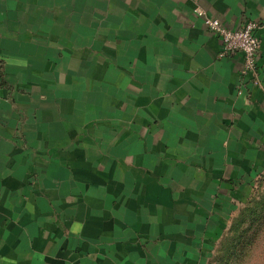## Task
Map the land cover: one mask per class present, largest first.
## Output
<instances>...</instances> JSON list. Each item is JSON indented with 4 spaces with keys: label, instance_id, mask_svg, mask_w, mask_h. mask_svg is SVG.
<instances>
[{
    "label": "crops",
    "instance_id": "obj_1",
    "mask_svg": "<svg viewBox=\"0 0 264 264\" xmlns=\"http://www.w3.org/2000/svg\"><path fill=\"white\" fill-rule=\"evenodd\" d=\"M262 175L264 0H0V264H203Z\"/></svg>",
    "mask_w": 264,
    "mask_h": 264
},
{
    "label": "rangeland",
    "instance_id": "obj_2",
    "mask_svg": "<svg viewBox=\"0 0 264 264\" xmlns=\"http://www.w3.org/2000/svg\"><path fill=\"white\" fill-rule=\"evenodd\" d=\"M245 204L203 264H264V175Z\"/></svg>",
    "mask_w": 264,
    "mask_h": 264
},
{
    "label": "built area",
    "instance_id": "obj_3",
    "mask_svg": "<svg viewBox=\"0 0 264 264\" xmlns=\"http://www.w3.org/2000/svg\"><path fill=\"white\" fill-rule=\"evenodd\" d=\"M205 25L209 31L218 36L222 43L221 57L242 55L244 72L256 74L261 39L257 33L258 25L248 22L239 30H231L221 20L206 18Z\"/></svg>",
    "mask_w": 264,
    "mask_h": 264
},
{
    "label": "trees",
    "instance_id": "obj_4",
    "mask_svg": "<svg viewBox=\"0 0 264 264\" xmlns=\"http://www.w3.org/2000/svg\"><path fill=\"white\" fill-rule=\"evenodd\" d=\"M261 177H262V176H261ZM261 177H260V178H261ZM260 178H259V179H260ZM259 179H258V180H259ZM257 182H258V181H257ZM255 190H256V186H255V188H254V192H253L252 196L250 197V199L248 200L247 203H249V202L253 199V197H254V195H255ZM247 203H246V204H247ZM244 204H245V203H244ZM246 204H245V205H246Z\"/></svg>",
    "mask_w": 264,
    "mask_h": 264
}]
</instances>
